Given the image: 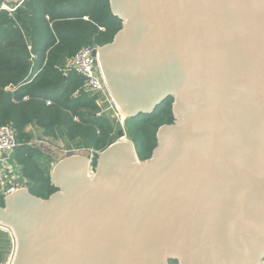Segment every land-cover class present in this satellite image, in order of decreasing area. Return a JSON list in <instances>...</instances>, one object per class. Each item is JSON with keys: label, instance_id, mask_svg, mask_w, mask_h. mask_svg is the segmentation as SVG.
I'll use <instances>...</instances> for the list:
<instances>
[{"label": "water", "instance_id": "obj_1", "mask_svg": "<svg viewBox=\"0 0 264 264\" xmlns=\"http://www.w3.org/2000/svg\"><path fill=\"white\" fill-rule=\"evenodd\" d=\"M109 7L121 30L94 55L111 100L127 119L171 98L174 121L144 161L120 129L94 167L58 161L48 199L4 198L12 264H264V0Z\"/></svg>", "mask_w": 264, "mask_h": 264}, {"label": "trees", "instance_id": "obj_2", "mask_svg": "<svg viewBox=\"0 0 264 264\" xmlns=\"http://www.w3.org/2000/svg\"><path fill=\"white\" fill-rule=\"evenodd\" d=\"M120 30L109 0H23L11 16L0 11V126L15 132L13 160L32 196L45 200L57 190L49 158L31 144L30 126L42 140L63 138L69 153L93 154L94 167L97 154L117 141L118 130L144 161L156 147L158 129L173 123V101L167 98L151 114L127 118L121 127L110 116H97L96 97L80 91L82 77L64 75L77 51L109 44ZM0 238L6 248L8 239L1 233Z\"/></svg>", "mask_w": 264, "mask_h": 264}, {"label": "built area", "instance_id": "obj_3", "mask_svg": "<svg viewBox=\"0 0 264 264\" xmlns=\"http://www.w3.org/2000/svg\"><path fill=\"white\" fill-rule=\"evenodd\" d=\"M22 1L23 0H19L13 5L0 4V11H6L11 16ZM98 48L99 47L93 46L81 48L71 59L66 61L62 71L64 75L72 72L82 77L84 82L80 91L91 97H96L95 102L99 108L97 116H110V118L115 120V122L122 127L125 118L123 119L119 114L116 105L113 103L106 90L101 76L95 71L97 58L94 54ZM34 141L35 147L41 149L44 154H49L48 151L51 147L49 141L42 140L40 137L34 138ZM17 146L16 135L12 127L10 125L0 126V197L3 199L21 188L27 189L26 181H23L20 186L16 183L19 176L18 174L16 175L17 165L13 160V154ZM66 152V157L77 154V152ZM90 158L94 159V155L90 154ZM1 230L7 234L13 248L10 259L7 262V264H12L16 249V239L10 229L5 228Z\"/></svg>", "mask_w": 264, "mask_h": 264}, {"label": "rangeland", "instance_id": "obj_4", "mask_svg": "<svg viewBox=\"0 0 264 264\" xmlns=\"http://www.w3.org/2000/svg\"><path fill=\"white\" fill-rule=\"evenodd\" d=\"M29 129L31 131H33L34 138L40 136L39 130L36 129L35 127L30 126ZM34 138H33L32 142H31L33 146H35L34 145V142H35L34 141ZM48 141H49V144L51 146L50 147V150L48 151V153L50 155L49 154H45V155H47V160L49 158L48 161H49L50 165L53 168V166H55V164L58 161H61V160L65 159V157L67 155V152L66 151H69V148H68L69 145L60 136H57L56 139H49ZM77 155L78 156H83V157H86V158L90 157V154L88 152H86V151L77 152L76 156ZM17 174L19 176V179H17V182L16 183L20 186L22 184V182L25 181V180L21 177V173H20V170H19L18 167L16 169V175ZM0 233L5 236L6 240L8 239L7 234L4 231H2L1 229H0ZM3 243H4L3 239L0 238V264H7V262L10 259V256H11V253L13 251V248H12V246L10 244L9 239L7 240L8 245H7L6 248H4V247L1 246Z\"/></svg>", "mask_w": 264, "mask_h": 264}, {"label": "bare ground", "instance_id": "obj_5", "mask_svg": "<svg viewBox=\"0 0 264 264\" xmlns=\"http://www.w3.org/2000/svg\"><path fill=\"white\" fill-rule=\"evenodd\" d=\"M117 109H118V112H119V114L121 115V117L124 119L125 118V120H126V115H123V113H122V109H120L119 107H117Z\"/></svg>", "mask_w": 264, "mask_h": 264}, {"label": "flooded vegetation", "instance_id": "obj_6", "mask_svg": "<svg viewBox=\"0 0 264 264\" xmlns=\"http://www.w3.org/2000/svg\"><path fill=\"white\" fill-rule=\"evenodd\" d=\"M168 264H178L176 261H168Z\"/></svg>", "mask_w": 264, "mask_h": 264}, {"label": "crops", "instance_id": "obj_7", "mask_svg": "<svg viewBox=\"0 0 264 264\" xmlns=\"http://www.w3.org/2000/svg\"><path fill=\"white\" fill-rule=\"evenodd\" d=\"M29 129V128H28ZM30 130V129H29ZM40 133V132H39ZM36 138H38V137H36Z\"/></svg>", "mask_w": 264, "mask_h": 264}]
</instances>
